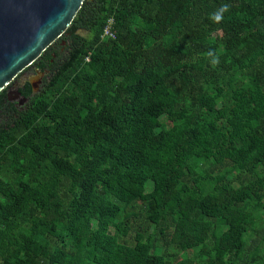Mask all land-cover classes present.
<instances>
[{"label": "trees", "instance_id": "16d2710c", "mask_svg": "<svg viewBox=\"0 0 264 264\" xmlns=\"http://www.w3.org/2000/svg\"><path fill=\"white\" fill-rule=\"evenodd\" d=\"M61 38L0 92V264H264V0H84Z\"/></svg>", "mask_w": 264, "mask_h": 264}, {"label": "water", "instance_id": "95a60500", "mask_svg": "<svg viewBox=\"0 0 264 264\" xmlns=\"http://www.w3.org/2000/svg\"><path fill=\"white\" fill-rule=\"evenodd\" d=\"M83 1L0 0V92L63 36Z\"/></svg>", "mask_w": 264, "mask_h": 264}, {"label": "flooded vegetation", "instance_id": "af4514ba", "mask_svg": "<svg viewBox=\"0 0 264 264\" xmlns=\"http://www.w3.org/2000/svg\"><path fill=\"white\" fill-rule=\"evenodd\" d=\"M78 34H83L84 30L80 29L76 31ZM66 39L60 38L52 45L50 51V59H43L42 61H37L33 63L30 72L26 73L19 78L16 77L9 86H7V97L9 102H13L18 109H21L25 106L31 98L36 94L40 93L42 89L44 79L50 73V70L53 66L54 60H58V57H62L65 54ZM38 74L36 80L32 79V75L35 76ZM32 84L34 87H32ZM18 89L20 94L15 97L13 91ZM21 89L25 92L22 93Z\"/></svg>", "mask_w": 264, "mask_h": 264}, {"label": "built area", "instance_id": "2783aa9c", "mask_svg": "<svg viewBox=\"0 0 264 264\" xmlns=\"http://www.w3.org/2000/svg\"><path fill=\"white\" fill-rule=\"evenodd\" d=\"M112 22H113V19L110 18L108 19L106 25L104 26V30H103V36H106V37H114V31L112 30Z\"/></svg>", "mask_w": 264, "mask_h": 264}, {"label": "rangeland", "instance_id": "374dc122", "mask_svg": "<svg viewBox=\"0 0 264 264\" xmlns=\"http://www.w3.org/2000/svg\"><path fill=\"white\" fill-rule=\"evenodd\" d=\"M33 65H31V66H29V67H27L26 69H24L20 74H18V78L20 77V76H23V75H25L26 73H29L30 72V70L29 69H31V67H32ZM29 71V72H28ZM38 77V74H36L35 76H33L32 75V79L33 80H36V78ZM17 79V78H16ZM15 79V80H16Z\"/></svg>", "mask_w": 264, "mask_h": 264}]
</instances>
